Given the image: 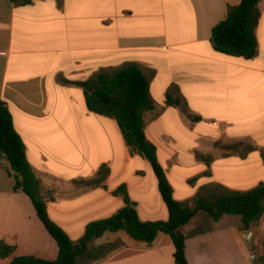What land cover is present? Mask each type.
I'll list each match as a JSON object with an SVG mask.
<instances>
[{"label": "crops", "instance_id": "1", "mask_svg": "<svg viewBox=\"0 0 264 264\" xmlns=\"http://www.w3.org/2000/svg\"><path fill=\"white\" fill-rule=\"evenodd\" d=\"M240 1L0 0V101L46 189L50 218L70 238L124 206L113 194L121 185L141 221L168 218L150 163L129 149L115 119L86 107L79 83L100 72L136 64L147 78L155 108L144 114L145 135L175 199L245 192L264 182V0L254 57L220 53L211 41L213 26ZM168 96L179 104L169 105ZM233 144L251 149L227 148ZM102 166L109 170L104 179L87 184ZM13 183L0 162V241L13 247L0 264L14 256L54 260L55 240ZM250 229L259 254L264 213ZM181 231L188 264H252L239 216L214 221L199 212ZM105 243L116 245L82 264H174L165 233L146 243L105 232L91 245Z\"/></svg>", "mask_w": 264, "mask_h": 264}, {"label": "trees", "instance_id": "2", "mask_svg": "<svg viewBox=\"0 0 264 264\" xmlns=\"http://www.w3.org/2000/svg\"><path fill=\"white\" fill-rule=\"evenodd\" d=\"M34 0H10L12 3L28 4ZM262 0H241L237 5L227 7L226 16L213 26L211 41L216 51L235 57L250 59L255 56L257 41L255 28L258 24ZM84 89L85 103L89 111L116 120L126 145L150 163L156 176L158 190L168 210L167 220L141 221L135 203L121 185L114 195L123 197L124 206L105 219L86 225L83 235L74 240L55 223L47 210V195L41 180L32 170L26 156V147L13 126L12 115L3 101H0V162L13 179V190L25 193L31 200L36 215L48 234L55 240L58 253L54 260L35 256H14L10 264H82L105 256L114 243L92 246L91 242L105 232L125 231L137 241L151 243L158 233L167 234L174 246V264H188L185 254V236L181 227L197 213L202 212L217 221L223 215L240 217L243 230H248L260 220L264 213V182L245 192H219L199 195L193 201H179L174 198L172 187L157 157L156 146L148 141L144 130V114L155 108L149 96V83L136 64H128L115 71L100 72L80 82ZM169 105H178L177 99L167 97ZM193 120L197 116L186 113ZM247 152L250 146L233 144L227 148H239ZM264 160V150L261 151ZM102 166L97 176L87 184L98 185L108 174ZM264 252V240L261 243ZM259 253V264H264V255ZM13 247L0 241V257H8Z\"/></svg>", "mask_w": 264, "mask_h": 264}, {"label": "water", "instance_id": "3", "mask_svg": "<svg viewBox=\"0 0 264 264\" xmlns=\"http://www.w3.org/2000/svg\"><path fill=\"white\" fill-rule=\"evenodd\" d=\"M253 230L248 229L242 232V237L247 241L249 248L251 250L250 253V261L252 264H259L258 261V252L255 249V244L253 240Z\"/></svg>", "mask_w": 264, "mask_h": 264}, {"label": "rangeland", "instance_id": "4", "mask_svg": "<svg viewBox=\"0 0 264 264\" xmlns=\"http://www.w3.org/2000/svg\"><path fill=\"white\" fill-rule=\"evenodd\" d=\"M73 234H74V233H73ZM82 235H83V234H82ZM82 235H81V236H82ZM81 236H80V237H81ZM80 237H75V238H76V239H77V238L79 239ZM115 243L117 244V242H115ZM115 243H114V245H116ZM255 249H256V247H255ZM256 251H257V250H256ZM257 252H258V251H257ZM261 254L264 255V252H262ZM258 258H259V254H258Z\"/></svg>", "mask_w": 264, "mask_h": 264}]
</instances>
